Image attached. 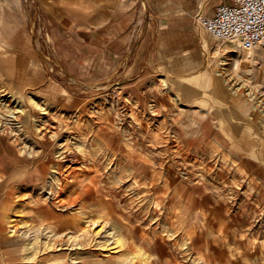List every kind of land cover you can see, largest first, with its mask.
Returning <instances> with one entry per match:
<instances>
[{"label": "rangeland", "instance_id": "1", "mask_svg": "<svg viewBox=\"0 0 264 264\" xmlns=\"http://www.w3.org/2000/svg\"><path fill=\"white\" fill-rule=\"evenodd\" d=\"M181 1L1 0L0 264H264V54L237 72L214 38L215 88L123 103L130 57Z\"/></svg>", "mask_w": 264, "mask_h": 264}, {"label": "crops", "instance_id": "2", "mask_svg": "<svg viewBox=\"0 0 264 264\" xmlns=\"http://www.w3.org/2000/svg\"><path fill=\"white\" fill-rule=\"evenodd\" d=\"M232 1L221 0V3ZM201 2L203 0H182L176 4L179 9L173 13L174 18L161 23L156 31L157 34L154 33L146 42L144 40V45L130 57V64L126 69L136 76L131 75L127 79L128 85L125 87L127 92L124 94L126 100L123 102L125 105L159 107L165 102L171 105V102L178 99L181 103L190 104L195 98L201 97L204 91L215 88L211 73L214 67L221 65V45L216 47L215 37L210 35L194 17ZM2 7L0 0V10ZM214 9V7L212 10L207 9L206 13H211ZM122 30L124 29L117 31ZM103 31L107 38L114 37V30L109 24H106ZM107 44H109L107 47H101L100 58L103 56L106 59L118 60V57L129 50L131 38L129 35H123ZM225 45L229 47L224 48L223 54L226 56L233 54L230 56L236 60L235 49H238L241 53L238 60L246 64L247 53L249 54L247 50L236 47L233 41H226ZM262 50L264 54V49ZM254 52L257 50L255 49ZM212 53L214 55L211 57ZM242 58L244 61L241 60ZM241 62L238 64L243 65ZM96 63L98 64L97 61ZM110 64L112 62H107V67ZM232 64L235 65L233 69L237 71L238 64L234 62ZM251 70L253 69L249 66H242L239 68V73L249 75L253 72ZM185 76H193L197 79L191 83L184 80Z\"/></svg>", "mask_w": 264, "mask_h": 264}, {"label": "built area", "instance_id": "3", "mask_svg": "<svg viewBox=\"0 0 264 264\" xmlns=\"http://www.w3.org/2000/svg\"><path fill=\"white\" fill-rule=\"evenodd\" d=\"M198 21L213 37L233 41L239 48L264 46V0L223 2Z\"/></svg>", "mask_w": 264, "mask_h": 264}, {"label": "bare ground", "instance_id": "4", "mask_svg": "<svg viewBox=\"0 0 264 264\" xmlns=\"http://www.w3.org/2000/svg\"><path fill=\"white\" fill-rule=\"evenodd\" d=\"M237 47V46H236ZM231 48H229V50H230ZM257 50V52L259 53V55H261V54H263V50L262 49H264V46L263 45H259L258 47H256V48H254L253 50ZM236 50V52H235V58H236V60L235 59H233V62H236V61H238V58H240V52L238 51V49H235ZM248 50H251V49H248ZM252 50V51H253ZM251 54V52H249V54L247 53V59L248 60H250V61H254L255 59H254V57L255 56H253V55H250ZM231 56H233V54H230ZM242 56V55H241ZM263 56V55H262ZM261 57V56H260ZM231 61V60H230ZM226 63V62H225ZM228 63H230V62H228ZM242 87L243 86H241L240 84H239V86L238 87H235L234 89H233V93L235 94V96H239V93H241V90H242ZM247 88H245V90H246ZM249 89V88H248ZM248 93V96H253V94L250 92V91H247ZM241 96V95H240ZM33 103V102H32Z\"/></svg>", "mask_w": 264, "mask_h": 264}]
</instances>
